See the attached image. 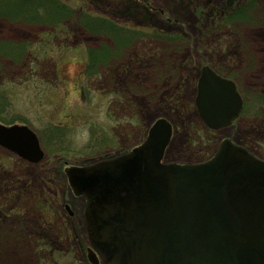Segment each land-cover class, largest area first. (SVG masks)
Instances as JSON below:
<instances>
[{
    "label": "rangeland",
    "instance_id": "rangeland-1",
    "mask_svg": "<svg viewBox=\"0 0 264 264\" xmlns=\"http://www.w3.org/2000/svg\"><path fill=\"white\" fill-rule=\"evenodd\" d=\"M77 1L79 4L68 2L77 6L76 11L82 6L81 0ZM94 1L100 8L83 4L82 11L104 13L109 4L112 13H125V0ZM145 1V9L158 17L153 20L151 16V26L116 19L143 34L120 56L112 57L110 68H103L94 80H84L87 57L85 48L79 50V46L85 43L92 50L107 39L86 32L70 17L64 20L69 22L64 29L73 34L66 40L58 73L53 64L61 51L58 40L42 45L49 51L42 62L56 74L50 81L28 85L10 79L19 71L11 57L3 64L5 69H0V77H4L0 80V116L10 123L28 124L45 152L38 163H27L0 148V205L6 213L0 217V264H89L86 233L80 222L84 201L69 189L64 167L99 160L104 149L111 154L129 150L144 141L158 117L171 124L165 162H198L212 154L225 137L264 158V0H242L243 4L250 2L244 7L245 14L233 15L234 21L212 32L206 31L199 9L218 11L227 0ZM143 2L140 0V5ZM169 18L174 20L168 24ZM49 26L0 19V41L19 43L28 37L35 47L41 46L37 34L51 29ZM130 58L137 62L124 68ZM203 65L230 75L243 99L237 119L215 131L204 125L195 105ZM116 89L136 97L133 106L125 104ZM56 127L60 135L55 139L51 131ZM21 182L38 193L20 189Z\"/></svg>",
    "mask_w": 264,
    "mask_h": 264
},
{
    "label": "water",
    "instance_id": "water-1",
    "mask_svg": "<svg viewBox=\"0 0 264 264\" xmlns=\"http://www.w3.org/2000/svg\"><path fill=\"white\" fill-rule=\"evenodd\" d=\"M195 105L206 126H227L242 102L234 82L201 67ZM171 124L157 118L129 152L65 168L93 251L107 264H264V160L224 138L197 164L161 162ZM0 146L30 162L35 132L0 123ZM93 252V253H94Z\"/></svg>",
    "mask_w": 264,
    "mask_h": 264
},
{
    "label": "trees",
    "instance_id": "trees-1",
    "mask_svg": "<svg viewBox=\"0 0 264 264\" xmlns=\"http://www.w3.org/2000/svg\"><path fill=\"white\" fill-rule=\"evenodd\" d=\"M140 0H125L123 7V12L125 13H130L137 15L138 12H140V9L142 8V5L139 3ZM246 3L250 2H242V0H227V5L224 6L222 9L213 10V9H208L205 10L204 12L199 9L201 16L206 20V25H207V30L208 32H212L215 30H220L222 27L228 25L232 21H234L231 17L235 14H245L244 12V7L246 6ZM27 5V4H25ZM12 5L13 10L16 8V12L13 13V15L7 13L4 11L6 17L12 19L15 21L16 16L18 14V9L19 7L23 8V13L29 16L30 19H27L29 21H35L37 23H49L50 25L54 26L57 30L61 29L60 26L62 25V20H64L65 17H70L76 25L83 26L88 32H94L95 34L99 35H104L107 36V39H110L114 47L110 48L109 45L107 46L105 43L101 47L94 48V49H88V67H87V76L92 77L100 76L102 74V70H99L95 68V66L98 63H102L103 66H106L109 64L108 61L111 60V58H115L116 56H120L122 53V50L126 47H128L134 38L141 36L143 34L142 30L138 29H129L128 26L117 23L113 21L112 19L108 18H86L84 17V14L76 11L75 8L62 4L59 0H40L35 7H29V5ZM29 7V8H28ZM25 9V10H24ZM38 10V11H37ZM13 12V11H10ZM10 15V16H9ZM25 17V16H23ZM231 21V22H230ZM137 22V21H136ZM144 22V24H150L152 22V18L150 20H141L138 22ZM166 23H171V21L166 20ZM149 26V27H150ZM155 25H152V27ZM161 26V25H160ZM165 29V28H164ZM161 30V27H159V31ZM55 33H50L47 34L46 37L52 38V36ZM147 33H145L146 35ZM19 46H29V43L26 42H11V41H5V42H0V47L1 50L6 49L5 52H3L2 55H4L7 59L8 57H11L13 61L15 62H20L21 57L24 56L25 54H20ZM121 50V51H120ZM120 51V52H119ZM112 58V59H113ZM24 59H22L23 61ZM132 62V63H131ZM137 62L134 59L130 58L127 60V63L125 64L124 68H129L130 65L133 63ZM131 63V64H130ZM122 65V64H121ZM215 71L220 73L223 76H227L231 78L230 75L227 73L223 72L222 70H219L216 67H212ZM117 92L122 96L123 101L125 104L129 103L131 106H133V103L136 100V97H131V93L127 92L124 89L117 90ZM135 95V94H134ZM131 98V100H129ZM131 101V102H130ZM0 120L2 122L10 123V120L3 119V117H0ZM58 127L53 129L51 131V136H53L55 139L58 137L59 133ZM124 151L123 149L117 150V152ZM117 152H113L117 153ZM109 149H104L102 153L98 154L100 157H106L112 155Z\"/></svg>",
    "mask_w": 264,
    "mask_h": 264
},
{
    "label": "flooded vegetation",
    "instance_id": "flooded-vegetation-1",
    "mask_svg": "<svg viewBox=\"0 0 264 264\" xmlns=\"http://www.w3.org/2000/svg\"><path fill=\"white\" fill-rule=\"evenodd\" d=\"M59 1L62 4H65V5L68 4V2H71V3H74V4L78 3L77 0H59ZM143 1L144 2H143V5H142V8L140 9V12H138L137 15L130 14V13L129 14L128 13H122L120 15H116V14L112 13L109 10V8H107L109 6V4L106 7V9L104 10V13H99V14H96V13H93V14L83 13V14H84V17H86V18H88V17H90V18H101V17H104V18L112 19L113 21H117L116 19H124L125 21L130 19L129 21L132 20V21L139 22L141 20V18H142V20H148L149 21L150 18H152L151 16H153V20H154L155 17H158V15L151 14L148 9H145V7H147L148 2L145 1V0H143ZM38 2H40V0H0V19H7V17H6L7 14H5L4 11H6L7 13H9L11 15H13V13L16 12V8L13 10L11 4L12 5H19V6L27 4V5H29V7L36 8L35 5ZM108 3H111V2L109 1ZM80 4L82 6H83V4H90V5L93 4L95 8L99 7L97 5V1H94V0H81ZM27 5H25V6H27ZM78 6L80 7L78 10H79V12H81L82 11V7L80 5H78ZM97 10H99V9H97ZM10 11H13V12H10ZM17 11H18V14L16 16L15 21H21V22H26V23H31V24H41V23H37L35 21L27 20V19H30V18L26 17V16H29V15H26V14L23 13L24 12L23 8L19 7V9ZM23 16H25V17H23ZM165 19L166 18H164V20ZM64 20H67V17H65ZM64 20H62V24L63 25L60 26V28H62V29H58L57 30L54 26L51 25V29H53V30L45 29L40 34L39 33L37 34V36L39 37V42L49 43V41H50V42L53 43L55 40H58V45L60 47L59 50L61 49V51H60L59 56L56 59L53 60V64L55 66L54 68H55V72L56 73H58L59 70H60V69H56V68H57L58 64L59 65L61 64L60 58H62L61 56L64 55L63 52H64L65 47L67 46L66 40L70 37V34H73V31L70 32L69 30H65L64 29V26L66 25V22H68V21L65 22ZM158 20L160 22H163V19H159L158 18ZM169 20H174V19L169 18ZM84 30L86 32H88L85 28H84ZM52 31H56V32H54L55 34L52 36V38L50 39V38L46 37L47 34H50ZM88 33H90V32H88ZM95 35H98V34H95ZM98 36L105 37L106 39L108 38L107 36H104V35H98ZM5 41H7V40H1L0 42H5ZM20 42L21 43L22 42L28 43V42H31V40L28 37H26ZM60 44H62V45H60ZM107 44L109 45L110 48L114 47V44H113V42L110 39H107ZM79 47H80L79 50L81 49V47L85 48L86 57H87L86 59L88 60V49L89 48L86 47L85 43L83 45H80ZM99 47H101V46H99ZM17 50H19L20 54H25L24 56L21 57L24 60L22 61V59H21V61L19 63H15L18 66V70L19 71H17L12 77H10V79H12V80L13 79L14 80L17 79V80H19L18 82L26 81V84H28V85L29 84L37 85V84H39L38 80H41V82H44L46 80L50 81V79H49L50 77H48V73H47L48 69L45 67L44 63L41 64V60H43V54H48L49 53L48 46H36V47L32 46V45L19 46V48ZM5 51H6V49L1 50V47H0V69H5L3 64H5V61L7 60V58L4 55H2L3 52H5ZM9 60L12 63L15 62V61H13L11 59H9ZM87 67H88V63H84V71H86ZM95 68L103 69V64L102 63H98L95 66ZM48 72H49V70H48ZM49 75H51L50 72H49ZM0 76H1V74H0ZM38 76H39L40 79H38ZM3 78H4L3 76L0 77V80H2ZM241 145H243V144H241ZM18 179H21V178L18 177ZM65 207H66V205H65ZM4 214H6L4 212V208L2 209V207L0 205V217H2ZM85 256L87 257L86 259H87V262L89 264H92L91 261H90L91 259H93L95 261L94 264H105L100 258L96 259L93 255L91 257L90 256L88 257L87 255H85Z\"/></svg>",
    "mask_w": 264,
    "mask_h": 264
}]
</instances>
